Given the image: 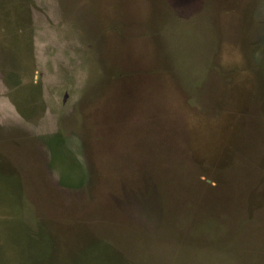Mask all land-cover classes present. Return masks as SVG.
<instances>
[{
    "label": "rangeland",
    "instance_id": "374dc122",
    "mask_svg": "<svg viewBox=\"0 0 264 264\" xmlns=\"http://www.w3.org/2000/svg\"><path fill=\"white\" fill-rule=\"evenodd\" d=\"M0 264H264V0H0Z\"/></svg>",
    "mask_w": 264,
    "mask_h": 264
}]
</instances>
